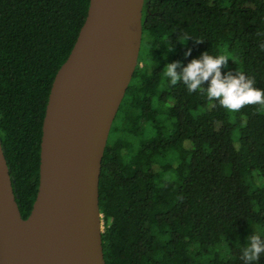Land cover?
Masks as SVG:
<instances>
[{
  "label": "trees",
  "instance_id": "obj_1",
  "mask_svg": "<svg viewBox=\"0 0 264 264\" xmlns=\"http://www.w3.org/2000/svg\"><path fill=\"white\" fill-rule=\"evenodd\" d=\"M88 5L0 0V142L23 218L51 84ZM262 42L264 0H144L138 63L101 160L105 264H244L250 236H264V105L229 112L165 76L208 51L229 56L222 74L264 89Z\"/></svg>",
  "mask_w": 264,
  "mask_h": 264
},
{
  "label": "water",
  "instance_id": "obj_2",
  "mask_svg": "<svg viewBox=\"0 0 264 264\" xmlns=\"http://www.w3.org/2000/svg\"><path fill=\"white\" fill-rule=\"evenodd\" d=\"M143 4L89 0L73 47L51 84L38 187L25 218L0 142V264H105L101 160L138 63Z\"/></svg>",
  "mask_w": 264,
  "mask_h": 264
},
{
  "label": "clouds",
  "instance_id": "obj_3",
  "mask_svg": "<svg viewBox=\"0 0 264 264\" xmlns=\"http://www.w3.org/2000/svg\"><path fill=\"white\" fill-rule=\"evenodd\" d=\"M173 47L174 44L168 47V51H172ZM259 47L264 51V42ZM190 53L191 49H188L185 56ZM228 59L227 55L213 56L205 51L186 66L178 60L167 63L165 76L172 86L182 82L189 93L206 92L209 100L217 101L229 112H239L247 105H264V89L255 87V78L238 69L235 74L232 71L222 74L221 69L227 65ZM206 81L210 82L207 87L204 86ZM261 255H264V236L254 233L242 249L241 259L244 264H257Z\"/></svg>",
  "mask_w": 264,
  "mask_h": 264
},
{
  "label": "rangeland",
  "instance_id": "obj_4",
  "mask_svg": "<svg viewBox=\"0 0 264 264\" xmlns=\"http://www.w3.org/2000/svg\"><path fill=\"white\" fill-rule=\"evenodd\" d=\"M103 228V227H102Z\"/></svg>",
  "mask_w": 264,
  "mask_h": 264
}]
</instances>
